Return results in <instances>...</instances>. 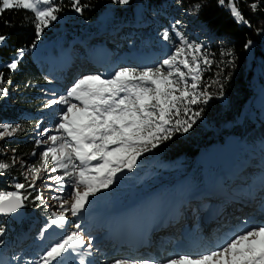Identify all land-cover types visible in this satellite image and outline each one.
Returning <instances> with one entry per match:
<instances>
[{
	"label": "trees",
	"instance_id": "trees-1",
	"mask_svg": "<svg viewBox=\"0 0 264 264\" xmlns=\"http://www.w3.org/2000/svg\"><path fill=\"white\" fill-rule=\"evenodd\" d=\"M81 3L88 5L82 14L74 10L71 0H56L61 11L56 13L57 20L51 23L57 28H44L39 37L30 10H4L0 14V35L7 37L0 45L1 59L10 63L23 49L15 71L7 64L0 65L6 81L3 87L8 90L6 97H0V124L18 126L15 135L0 141V163L10 165L0 173V194L8 193L16 183L28 187L20 164H12L13 157L32 168L42 169L40 154L43 149L36 146L34 129L47 111L43 97L48 82L35 57L45 46L59 36L64 38L66 47L77 38L79 42H85L86 50L102 45L110 66H117L126 50H134L139 51L142 58L153 59V65L158 63L159 67L181 44L172 28L177 20L182 21L177 26L179 33L189 43L201 46V53L196 54L201 67L196 91L204 92L201 100L207 98V102L190 105L185 101L181 105V115L173 117L174 120L194 122L188 132H173L153 150L155 157L151 163L157 161L159 165L170 167L157 168L151 188L160 196L166 189L173 190L175 183L186 177L192 193L202 190L204 172L208 171L212 180L220 165L207 169L203 164L204 152L211 154L218 148L225 155L223 164L226 168L231 163L232 168L239 171L252 163L253 177L249 180L257 183L262 172L255 167L264 160V0H224L223 4L219 0H130L128 5H118L112 0H81ZM253 3L257 5L255 11L251 8ZM197 4L199 10L194 8ZM233 4L247 23L238 22L231 15L230 5ZM165 30L169 33L168 41L162 39ZM108 33H115V39L108 38ZM121 36L123 40L119 41ZM249 43L252 47L248 48ZM187 55L191 61L192 54ZM203 56L210 64L202 63ZM56 57L57 52H51L46 60ZM180 67L187 72L182 65ZM187 78L191 79L190 76ZM197 111H200L198 117L194 116ZM239 117L242 121L236 123ZM230 139L233 142L229 144ZM242 143L249 149L240 146ZM33 151L36 156L32 155ZM232 183L233 177L230 182L224 179L225 188L231 192H246V187L232 186ZM27 190H22V195L28 199L18 213L0 215V228L4 229V235L0 236L3 242L0 264H35L31 260L39 258L38 254L42 252L34 243L24 246L31 230L35 235L41 232L40 229L35 232L37 229L28 217L31 212L37 213L41 206L36 195ZM35 220L45 228L49 224L42 215ZM22 234L27 235L26 240H18ZM52 241L54 238L50 235L46 242Z\"/></svg>",
	"mask_w": 264,
	"mask_h": 264
},
{
	"label": "snow or ice",
	"instance_id": "snow-or-ice-1",
	"mask_svg": "<svg viewBox=\"0 0 264 264\" xmlns=\"http://www.w3.org/2000/svg\"><path fill=\"white\" fill-rule=\"evenodd\" d=\"M112 2L118 5L130 4V0ZM219 2L223 4L224 0ZM71 5L81 14L83 9L88 7L87 4H82L81 0H71ZM194 8L199 10L200 5L197 4ZM251 8L255 11L257 5L253 3ZM14 9H26L34 14L37 37L52 21L57 20L56 13L61 11L56 0H0V14L4 10ZM230 11L238 22L247 23L234 4L230 5ZM181 23L182 21L177 20L172 26L173 31L180 37L181 44L169 58L162 61L161 66L141 71L124 68L110 79H103L99 75H85L78 79L64 96L53 98L45 104V108L62 106L57 132L62 131L65 135L47 136V129L41 132V136H47L52 145L40 154L41 167L44 171H49L51 156V163L54 166L50 171L64 170V175L57 176L54 180L59 183L66 176L69 178L74 189L69 198L74 202L69 204L68 200H62L61 208L68 205L67 211L73 216L79 214L90 196H95L101 189L109 188L117 173L125 169L131 171L144 152L157 148L161 142L168 140L173 132L181 130L188 132L194 120L173 119L181 115V105L185 101L190 105L207 102V98L201 100L205 93L196 91L201 78L200 61L196 54L201 53V46L189 43L179 33L177 26ZM162 39L165 41L170 39L168 30L164 31ZM6 40V36L0 35V45ZM187 53L192 54L191 61ZM22 56L23 49H20L18 58L8 63L7 67L15 71L19 57ZM202 63L208 65L210 61L203 56ZM181 65L187 72L181 70ZM188 76L192 81L190 84ZM4 83H6L4 75L0 72V97L8 95V90L3 87ZM187 111L185 107L184 112ZM199 115L200 111L194 113L196 117ZM39 127L37 124V128ZM0 128L3 129V132H0L2 139L4 136L14 135L18 126L14 128L12 125L2 124ZM44 143L45 140H37L36 146ZM32 155L36 156L37 153L33 151ZM93 161L98 163L93 165ZM15 162L16 157H13L12 164ZM9 167L8 163H0V173ZM30 171L33 174L32 182L27 186L35 189V181L40 179L39 170L31 168ZM25 187L23 183L15 184L17 190ZM81 187L84 189L83 192L80 191ZM27 199L28 197L22 195L20 191L0 194V214L10 216L18 212L25 206L24 201ZM35 199L42 201L43 197L37 195ZM53 215L54 218L43 231L53 225L63 228L67 223L64 212ZM74 228L77 231L66 235L41 257L42 264H52L57 257L85 247V236L79 231L80 224L75 223ZM3 235L4 229L0 228V236ZM2 243L0 241V245ZM87 245L88 249H91L90 239ZM81 264H84L83 260ZM113 264L150 262L116 260ZM164 264H264V224L246 229L216 250L199 256L180 255L168 259Z\"/></svg>",
	"mask_w": 264,
	"mask_h": 264
},
{
	"label": "rangeland",
	"instance_id": "rangeland-1",
	"mask_svg": "<svg viewBox=\"0 0 264 264\" xmlns=\"http://www.w3.org/2000/svg\"><path fill=\"white\" fill-rule=\"evenodd\" d=\"M46 28L55 30L57 27L50 23V25ZM107 37L115 39L116 34L108 33ZM122 40L123 37L121 36L119 41ZM249 47H252V43L248 44V48ZM35 50H37V47H35ZM95 50L96 51L94 54L98 57L103 56L105 63H107V54L104 51V47L100 45L97 46ZM69 51L78 53V56L73 57L68 65L55 66V64H53L50 66L52 73L46 77L48 86L46 87L43 97L46 102L53 98L64 96L72 87V85L85 75H99L103 79H110L117 71L124 68L141 71L147 69L148 66L149 68L158 66V63L153 65V59L148 60L142 58L139 51L126 50L124 54H121L123 56L119 60V64L117 66H110L107 64V66L102 70L86 72L85 68L87 65L85 42H79V40L76 38L75 40L70 41L66 47L64 38L62 36L53 39V42L45 46L40 51V53L37 54L35 59L38 67L44 73L43 69L45 60L49 58V54L51 52H57V55L62 52L63 57H65L66 53H69ZM6 64H8V62L3 61L0 57V65ZM44 75H46V73H44ZM188 80L190 84L192 81L191 79ZM61 107L62 106L60 105H54L51 108H47V111L43 114V119L39 124L40 127H36L34 129L37 140L46 141V143L41 145L43 151H46L52 146L51 141L47 140V136L65 135L62 131L57 132V125L61 116ZM241 121L242 117H239L236 120V123ZM6 124L12 125L10 123ZM12 126L16 128L15 125ZM45 129H47V136H41V132H43ZM0 132H3L2 128H0ZM6 137L10 136H4L3 138ZM3 138L0 139V141H2ZM232 142L233 140L230 139L229 144ZM240 146L245 147L246 150L249 149L243 143L240 144ZM153 150L154 149L144 152L137 159L136 166L131 171L125 169L124 171L117 173L113 184L109 188L101 189L96 193L95 196H90L88 198V202L85 203L84 208L76 216H73L70 211H67L68 205H65L64 208H61L62 200H68L69 204L74 202L69 198L74 189L71 187V182L67 176L63 181H60L59 183L55 182L54 178L64 175V170L57 169L55 172L50 171V169L54 166L51 163L50 156V163L48 165L49 171H44L43 169L39 170L40 179L35 181V189L25 187V189H28L27 191H30L31 194H35L36 196L40 195L43 197L42 201L38 200L41 206L40 210L37 213L34 211L28 215L29 219L32 220V226H35V229H37L35 232L38 233V229L41 230L39 235L33 234V230H31V233H29V241H25L24 246L34 243L42 251L38 254L39 258H35L31 261L35 262V264H42L41 257L44 256L54 244L61 241L71 232L77 231V229L74 228L75 223L80 224L79 231H81L85 236V247L78 249L76 252L65 253L63 256L57 257L56 260L52 261V264H58V262L59 264H81V261L83 260L86 262L88 257H90L89 264H113V262L116 260H129L133 262L148 260L150 264H164V262L168 259L180 256L177 254V247L181 249L189 248H183L185 242L182 243L180 240H177L184 226H192L193 228H196V230L201 235L200 239L207 238L203 240H206L208 245H204L200 248L211 245L210 249H208L210 252L211 250L213 251L222 247L226 242L234 238L236 235L244 232L246 229L257 227L263 224L264 216L261 215V211L255 206V204L259 203L261 208H264V187L259 189L247 200H242L233 195H225L220 191H212L210 189H207L203 194H194L190 191L189 184L186 182V177H184L177 182V185L175 183L181 192H177L174 185L173 190L166 189L161 193L160 196H158V192L151 188V185H153L151 183L153 182L154 176L156 175L155 172H157L158 167L169 168L170 165H159L160 162L157 161L153 162V165V163H151V160H153L155 157ZM204 153V158L206 159L203 161V164L205 167H208L207 169L215 168L216 165L220 164L218 166V171L213 176L212 180L208 177V171L204 172L203 181L205 184L207 182V178H209L208 180L212 181L211 184H213V182H219L221 179H223V181L226 179L230 182L233 177L234 183H232V186L240 185L239 187H248V180L253 177L252 163H248L239 171H235L234 168H232L233 166H231V163H229L228 168H226V166L223 164L225 163L223 162L225 155L221 148H218L217 151L211 154L207 152ZM76 163L78 164L79 161H76ZM92 163L95 165L98 163V161H93ZM16 164H20L19 169H21L22 175L25 174V177H28L27 183L29 184L32 182V172L30 171L32 167L17 158L14 165ZM263 166L264 160L262 164L258 162L255 168L260 169ZM261 177V179L264 180L263 173ZM1 179L2 176H0V180ZM16 190L17 189L14 186L9 189V192ZM22 190L23 189L17 191H20L22 194ZM83 190V187H81L80 191L83 192ZM181 196L190 198L185 199L188 202L187 207L189 210L186 213L188 214V217L184 216L181 218L178 216L181 211H184V204H181L177 205L171 214L159 216L157 218L161 220H174L169 226L164 227L160 233H158V235L167 236V242L170 240L168 242V249L163 251V256L150 257L149 253L153 248L147 249L129 247L123 244H119V247H117L115 245L110 246L109 244L111 242L107 243L103 241L105 236H101L100 232L104 228H108V223L112 225L114 231H123L127 233L128 230V232H132V234L129 235L131 240H143L144 237L136 236V234L140 232L142 225L148 220L150 214L155 213L156 203H169L173 200H178V197ZM54 197H60V199H54ZM194 205H198L200 210H202L201 212H203L202 216L199 218L201 221L199 227L196 226V220L199 221L198 217L201 214L200 211H192L193 214L191 213L192 207ZM61 212H64L67 218V223L63 228L53 225L51 228H47L46 231H43L45 229V227L42 226L43 224L40 226V221L35 220L37 216L42 215L46 220H48V223H50L54 218L53 214H59ZM207 215L209 216L207 217ZM260 215L261 217H259ZM248 216H250V218H248ZM155 218L156 217H154V221ZM126 221L129 222L128 228L125 225ZM151 225L152 223L150 225L148 222L146 223L147 227ZM50 235L54 238V241L48 244L46 240ZM26 236V234H22L19 236L18 240H26ZM89 239L91 240V249H88L87 245ZM180 243L181 245H178ZM213 245H217L216 248L212 249ZM112 252L115 253L111 254ZM180 252L181 255L190 256H199L204 254V251L200 250H194V254L192 253L193 255L186 253V251Z\"/></svg>",
	"mask_w": 264,
	"mask_h": 264
},
{
	"label": "bare ground",
	"instance_id": "bare-ground-1",
	"mask_svg": "<svg viewBox=\"0 0 264 264\" xmlns=\"http://www.w3.org/2000/svg\"><path fill=\"white\" fill-rule=\"evenodd\" d=\"M20 210H21V209H20ZM259 217H261V215H260ZM259 220H260V219H259ZM263 220H264V218H263ZM257 223H259V222H257ZM263 224H264V222H263ZM186 225H187V224H186ZM161 230H162V229H160L159 227H157V228L154 230V232H153L154 235L157 236L158 233H159ZM187 234H188V233H186V232H184V233H180L179 236H178L179 238H177V240H181V238H185V237H187V236H188ZM121 237H122V235H119V234H118V235H116L115 239H121ZM177 240H176V241H177ZM181 242H184V241L181 240ZM178 245H181V243L178 244ZM142 248H145V247H142ZM166 248H168V247H167V246H161L160 249L156 252V254H157V255H160V256H163V254H164V253H163V250L166 249ZM214 248H216V246H214ZM215 250H216V249H215ZM113 253H115V252H112L111 254H113ZM186 253H190V254L193 253V254H194L193 251H186ZM111 254H110V255H111ZM193 254H192V255H193ZM96 258H97V256H96ZM101 264H103V263H101Z\"/></svg>",
	"mask_w": 264,
	"mask_h": 264
},
{
	"label": "water",
	"instance_id": "water-1",
	"mask_svg": "<svg viewBox=\"0 0 264 264\" xmlns=\"http://www.w3.org/2000/svg\"><path fill=\"white\" fill-rule=\"evenodd\" d=\"M19 210H20V209H19ZM19 210H18V211H19ZM0 215L5 216V215H3V214H0Z\"/></svg>",
	"mask_w": 264,
	"mask_h": 264
}]
</instances>
